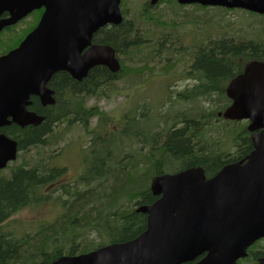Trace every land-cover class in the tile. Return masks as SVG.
I'll return each mask as SVG.
<instances>
[{
    "label": "trees",
    "instance_id": "16d2710c",
    "mask_svg": "<svg viewBox=\"0 0 264 264\" xmlns=\"http://www.w3.org/2000/svg\"><path fill=\"white\" fill-rule=\"evenodd\" d=\"M139 32L140 29L135 30L133 24L125 21L98 31L94 42L116 50L121 71L112 74L104 67H95L82 82L66 73L56 74L50 82L56 93V105L37 107L44 121L38 128L22 131L19 146L38 144L40 150L47 147L48 136L56 126L68 122L74 124L75 120L87 121L80 95H105V88L114 92L113 83L121 76L123 82H129L136 72L126 64L124 56L132 53L134 48L145 47ZM201 43L193 52L195 59L191 69H185L184 74L195 80L194 86L183 90L176 86L175 91H169L165 102L157 103L158 108L153 113L147 111L149 100L142 98L143 113L140 119L131 122L134 139L141 145L138 151L132 153L117 148L115 140H103L102 148L85 158L81 181L83 184L96 181L94 187L81 191L61 184L54 187L57 190L54 192L51 186L59 183L56 181L64 170H50L42 158L27 167L16 168L14 165L11 170L14 177L0 179V264H50L63 255L87 253L104 246V241L110 244L128 242L146 229V216L135 210L155 201L150 192L152 178L167 171L178 172L196 166H202L207 176H211L228 161L243 158L252 151L246 128L239 125L236 129L232 122L219 118L218 113L230 103L225 88L249 61L245 57L264 60V42L220 38ZM163 48L143 54L144 61L140 64L164 63ZM174 85H177L176 81ZM118 93L123 95L121 90ZM180 104H187L190 110L178 109ZM93 110L98 113V108ZM155 114L156 119L169 129L163 135L152 132L150 129L153 128L142 120ZM214 130L219 138L230 136L234 139V153L223 154L203 142L207 133ZM10 131L13 136L19 134L18 128L12 127ZM128 135L129 126L118 135V143ZM31 208H36L37 213ZM45 208L49 211L37 217ZM26 209L33 215L31 220L18 223L22 229L9 224L17 219L15 215ZM50 210L53 218L46 220ZM34 240L36 242H31ZM65 245L69 248L65 249Z\"/></svg>",
    "mask_w": 264,
    "mask_h": 264
},
{
    "label": "water",
    "instance_id": "95a60500",
    "mask_svg": "<svg viewBox=\"0 0 264 264\" xmlns=\"http://www.w3.org/2000/svg\"><path fill=\"white\" fill-rule=\"evenodd\" d=\"M69 1L22 0L24 7H45L46 11L20 48L0 59V127L8 123V117L22 126L41 125L43 117L19 109V95L23 94V101L37 95L44 106L54 104V92L47 84L60 71L78 81L97 66L120 71L112 48L91 45L100 29L123 22L122 0H72V7L81 11L78 16L68 12ZM159 1L152 0L151 5ZM177 1L264 14V0ZM227 95L232 103L224 117L250 122L254 149L249 156L211 179L200 167L153 178L150 189L159 200L139 210L148 216L144 233L129 242L51 264H186L203 255L197 264H238L248 247L264 238V64H248L232 80ZM16 156V143L1 137L0 170Z\"/></svg>",
    "mask_w": 264,
    "mask_h": 264
},
{
    "label": "rangeland",
    "instance_id": "374dc122",
    "mask_svg": "<svg viewBox=\"0 0 264 264\" xmlns=\"http://www.w3.org/2000/svg\"><path fill=\"white\" fill-rule=\"evenodd\" d=\"M124 8L128 10L126 11L125 15V18L128 20L127 22L133 24L134 28H137V30L140 29V34L144 33L147 36L146 38L143 36L146 41L149 40V34L151 46L150 48L145 47L141 50L129 53L124 56L126 64L133 67L136 74H133L131 80L126 83L122 81L124 78L121 76L120 80L113 83V85H115L114 92L118 93V90H121V93H127V89L133 90L137 85H143L142 88L138 90L140 93L143 92L142 98L149 100L150 108H147V111L151 113L156 112L158 104L161 105L162 102H165L167 100L169 91H175L176 86H178V88H182V90L184 88H188V86L192 84L194 86L195 80L189 78L183 79V77L186 73L185 69H191L195 59L193 52L196 51V48L199 45L203 44L201 42L219 40L220 38H232L238 42H247L246 40H253L256 43H258L259 40H264L263 18L259 16L254 17L248 14V12L242 10L224 13L221 8H212L209 10V12L214 17H211L207 13H196L193 8L182 9L166 3L165 5L163 4L162 6L152 10L155 11L152 16L158 18L161 22L168 24L167 26H159L155 22L151 23L145 21L146 19H143L144 11L140 16L142 11L140 0H125ZM164 37L170 38V41L164 44L163 52L161 54L164 63H151L150 66L153 65L154 70L143 67V65L140 64V62L144 61L142 57L143 54H147L151 49H156L157 43ZM179 42L181 47L184 49L178 45ZM168 61L171 63H167ZM156 72H160L163 75H173L172 78L175 77L177 85L173 86L174 81L170 84L165 83L166 77L162 75H154ZM137 91L134 92V95H136ZM117 98V96H113L110 98L111 100L107 104L101 103L98 104V107L103 112H107L108 109H112L117 112L119 107H121H118L117 105L122 102L121 99L117 100ZM142 98L137 101L139 106L144 105ZM185 109L190 110V107L187 105ZM116 115L119 116V114ZM99 118L100 117L92 118L90 122L91 127L97 126ZM151 123L152 121L150 124ZM218 123L223 124L221 121ZM108 131L110 134H112L113 130L111 126L109 127ZM77 137L85 138V135L80 131L71 132L64 140L65 143L62 145L60 144L59 146L63 147L68 142V145H70V141H77ZM84 140L80 142L79 148L83 154H86V152L82 151L85 146ZM77 143H79V141H77ZM228 150L233 151V148L230 147ZM47 151H49V149ZM67 151L68 150L64 151L62 156L66 155ZM76 151H79V149L74 147L68 159L59 163L57 162L58 166H66L70 168L68 173L72 177H76L78 175L76 170L79 168L80 163V157ZM50 165L56 164H52L51 161ZM168 170H173V168H168ZM5 173L7 174V171ZM52 190H55V188ZM54 192H57V190ZM31 210L36 213L38 211L36 208H31ZM31 210L26 209L20 214L15 215V218L17 219H13V221H11L9 224L12 226H18L22 229L18 223L21 221L31 220L33 215ZM48 211V208L43 209L41 214H38L37 217ZM52 212L53 211L50 210V213L46 214V220H51L53 218ZM60 220L61 218H59L58 222ZM58 225L60 226V223H58ZM13 230L15 229L12 228V231ZM31 242L36 241L34 240ZM107 242L108 241H104V243ZM58 245L61 246V243L58 242ZM64 247L65 249H68L69 245H65Z\"/></svg>",
    "mask_w": 264,
    "mask_h": 264
},
{
    "label": "flooded vegetation",
    "instance_id": "af4514ba",
    "mask_svg": "<svg viewBox=\"0 0 264 264\" xmlns=\"http://www.w3.org/2000/svg\"><path fill=\"white\" fill-rule=\"evenodd\" d=\"M53 2L55 0H52ZM143 4H147L150 0H143ZM166 0H163V4ZM162 4V5H163ZM192 8H197L199 5L188 6ZM18 11H23L22 0H0V59L8 55L9 53L18 49L22 41L27 35L34 31L41 19L44 9L33 10L28 13L25 17H18ZM126 11V10H125ZM30 104L27 107V111L35 114L38 113V106L43 107L39 98L37 96H31ZM11 121V119H9ZM133 123L129 124V135L128 137L134 140V128ZM18 128L19 134L15 136L11 135V128ZM39 126H27L20 127L15 124H10L5 127H0V134H5L6 136L14 139L18 143V149L20 151H25L26 154H30L29 162H33L34 158L38 155V144L30 145L25 148L19 146L22 141V131L29 130L31 128H38ZM52 129V128H51ZM28 163V160L25 161ZM20 164H23L21 162ZM14 177V174L9 173L6 175L5 172H0V179H7ZM154 197V196H153ZM155 198V197H154ZM156 200V199H155ZM137 207L136 209H138ZM136 211V210H135ZM137 213V212H136ZM142 214V213H137ZM145 215V214H143ZM146 221H147V215ZM204 258V255L197 258L195 261L186 264H197L200 260ZM264 258V239L256 242L248 249V255L239 261V264H259L260 259Z\"/></svg>",
    "mask_w": 264,
    "mask_h": 264
}]
</instances>
